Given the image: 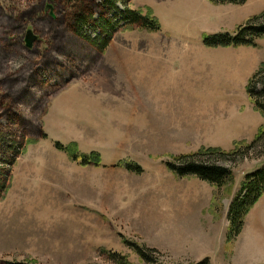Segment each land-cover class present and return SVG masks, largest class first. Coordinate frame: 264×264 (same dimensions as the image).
<instances>
[{"label": "rangeland", "instance_id": "1", "mask_svg": "<svg viewBox=\"0 0 264 264\" xmlns=\"http://www.w3.org/2000/svg\"><path fill=\"white\" fill-rule=\"evenodd\" d=\"M102 1L88 5L112 18ZM127 1L151 10L161 31L117 23L102 53L58 27L67 12L60 0H0V264H117L111 252L146 264L126 240L163 263L264 264V196L228 240L231 204L264 166V142L219 162L234 174L221 187L166 165L201 147L255 140L264 115L248 84L264 64V36L208 47L204 34L233 35L264 13V0ZM57 142L102 163L83 165Z\"/></svg>", "mask_w": 264, "mask_h": 264}, {"label": "trees", "instance_id": "2", "mask_svg": "<svg viewBox=\"0 0 264 264\" xmlns=\"http://www.w3.org/2000/svg\"><path fill=\"white\" fill-rule=\"evenodd\" d=\"M65 3L64 16L55 21L59 23L58 27L70 29L74 34L83 38L91 45H93L99 52H104L109 46L116 29L117 23L122 24L125 30H132L134 27L145 29L149 32L159 31L160 23L156 16L148 10L146 13L141 10L131 9L127 7V0H103L101 5L105 8L106 13H112V18L98 19L95 17L93 10L88 5V0H60ZM213 4L222 3H244L247 0H208ZM125 5V8H120L119 4ZM124 7V6H123ZM68 9V10H67ZM121 16V20L118 18ZM103 17V16H102ZM118 22H115L117 21ZM96 30L97 32L92 36L88 30ZM119 29V28H118ZM264 36V13L248 19L245 23L241 24L236 32L232 35L230 33L220 34H204V43L208 47H241L256 45V38ZM258 84L261 89L258 90ZM248 93L251 101L255 104L264 115V64L260 69L251 77L248 84ZM35 140L30 141L34 143ZM259 142H264V124L262 125L255 140L250 145H246L244 149L238 148L241 143L233 150L227 151L220 147H201L197 152L171 156L172 161L166 162L168 169L177 176H196L199 179L207 181L215 186L221 187L226 183L233 180V171L219 162L230 160L236 155H245L249 150H252ZM244 144V143H242ZM56 147L66 152L71 159L80 161L83 165H96L102 163L101 155L97 152L91 154H84L75 152L71 148L64 150L62 143H56ZM240 149V150H239ZM126 169L141 173L143 170L141 165L137 163L122 164ZM5 188L6 185H1ZM264 196V166L257 168L251 173H248L241 186V191L233 200L230 211L229 219L231 229L228 234V240L235 239L241 232L244 226L245 217L250 209ZM133 249L142 257L146 264H170L160 262L159 259L154 258L149 254L141 245L126 240ZM114 261L117 264H133L125 255L111 252ZM28 264V263H25ZM192 264H210L209 258H205L199 262Z\"/></svg>", "mask_w": 264, "mask_h": 264}, {"label": "water", "instance_id": "3", "mask_svg": "<svg viewBox=\"0 0 264 264\" xmlns=\"http://www.w3.org/2000/svg\"><path fill=\"white\" fill-rule=\"evenodd\" d=\"M35 40V36L32 32V30H29L26 34V43H27V46H32V43L33 41Z\"/></svg>", "mask_w": 264, "mask_h": 264}, {"label": "crops", "instance_id": "4", "mask_svg": "<svg viewBox=\"0 0 264 264\" xmlns=\"http://www.w3.org/2000/svg\"><path fill=\"white\" fill-rule=\"evenodd\" d=\"M207 2H208V0H206ZM161 31V30H160ZM160 31H158V32H160ZM151 35H153L154 37H155V34H154V32L153 33H151ZM169 44V43H168ZM171 44H169V46H170Z\"/></svg>", "mask_w": 264, "mask_h": 264}]
</instances>
